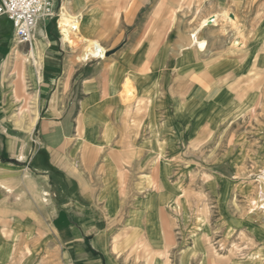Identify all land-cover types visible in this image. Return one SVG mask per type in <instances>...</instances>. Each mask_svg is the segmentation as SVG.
<instances>
[{
	"label": "crops",
	"instance_id": "crops-1",
	"mask_svg": "<svg viewBox=\"0 0 264 264\" xmlns=\"http://www.w3.org/2000/svg\"><path fill=\"white\" fill-rule=\"evenodd\" d=\"M174 5L178 10L180 5ZM242 5V0H205L196 16L205 19L223 11L239 15ZM171 6L160 0H55V16L37 21L29 51L33 64L25 68V78L22 70V83L11 79L12 72L19 70L10 49L13 29L0 17V264H126L113 251L122 252L138 244L140 234L142 251L153 254L148 264H165L157 254L166 257L171 250L160 235L158 223L154 227L150 180L144 175L133 181L127 191L128 203L123 204L119 169L113 164L118 165L126 144L134 138L122 131L123 123L147 124L145 136L133 146L147 162L155 149L150 124L162 126L166 114L174 116L187 103L184 97L172 107L165 89L173 66ZM61 11L71 19L78 16L79 21L74 19L80 22L82 34L100 39L107 50L127 32L128 37L103 59L86 62L82 56V62L80 53L67 46L72 44L71 36L69 41L63 39ZM103 11L106 14L101 15ZM101 16H105V29L98 24ZM57 17L58 32L52 26ZM206 28L208 31L204 28L198 39H206L220 53L226 52L220 30L215 38L209 34L215 28ZM104 30L106 38L102 37ZM177 40L181 72L186 69V63L182 65L185 69L180 65L184 57L193 59L205 51L191 46L190 34L187 38L179 34ZM91 41L105 49L95 39L83 40ZM32 47L35 52H31ZM258 49L247 53L249 57L255 55L256 65L259 57L264 63L260 46ZM249 64L246 61L237 69L243 71ZM228 67L226 63L222 70L228 71ZM127 83L143 103V120L135 114L126 116L123 89ZM211 101L216 107L220 104L216 99ZM26 102L28 110L22 109ZM170 138L169 133L157 136L164 155L176 154L179 149L174 146L176 150L171 153L166 145ZM173 140H179L177 135ZM149 202L150 208L139 205ZM121 233L125 238L116 246L112 238ZM220 251L217 249L215 259H204V264H219ZM177 263L181 264L179 258Z\"/></svg>",
	"mask_w": 264,
	"mask_h": 264
},
{
	"label": "rangeland",
	"instance_id": "rangeland-1",
	"mask_svg": "<svg viewBox=\"0 0 264 264\" xmlns=\"http://www.w3.org/2000/svg\"><path fill=\"white\" fill-rule=\"evenodd\" d=\"M97 1L104 3L107 0ZM160 1L173 4L168 12L173 66L165 84L166 93L171 98L172 107L184 97L187 103L174 116L166 114L162 126L150 124L155 149L154 156L147 162L140 151L133 149L145 136L147 124L143 121L123 123L122 131L134 136L124 145L118 165L113 164L119 169L117 177L121 179L123 204L128 203L127 191L133 187L130 184L147 175L144 178L150 180L148 184L153 189L148 195L154 197V227L158 223L160 235L171 250L166 257L156 253L165 264H178V258L181 264L189 258L192 261L187 264H204L202 242H206L212 252L222 249L219 264H227L226 261L232 258L230 264H264V63L261 64L262 58L259 57L256 65L255 55L247 56L248 50L258 49V46L264 55V0H242L239 15L226 11L230 18L234 14L235 21L227 18L223 19L224 23L217 21L218 26L209 34L217 38L220 30L227 51L220 53L207 43L204 53H196L193 59L184 57L180 65L186 63V69L182 67L185 70L181 72L176 57L178 35L187 38L204 20L196 15L205 0ZM174 4L180 5L178 10H174L177 7ZM100 14L104 15L106 11ZM104 17H99L102 21L98 24L105 29ZM74 18L79 21L78 16ZM57 20L52 21L56 32L59 30ZM204 31L199 32V39ZM103 34L102 37L106 38L105 30ZM128 34L125 33L119 43L107 50L100 39L83 35L79 22L77 33L71 36L72 44L67 46L79 52L81 60L86 51L84 39H95L105 47L107 54L112 49H119ZM155 46L157 48L159 44ZM10 49L15 53L12 62L19 69L12 72L11 79H20L21 82L22 70L25 78V68H31L33 64L30 46L18 44L13 33ZM246 61L250 64L245 70L237 69ZM226 63H229L228 71L222 70ZM182 86L185 87L184 94ZM212 99L218 100L222 110L211 104ZM126 105L127 118L135 114L137 119L143 120L141 101L132 97ZM22 109L28 110L27 102ZM162 133L170 134L166 145L171 153L176 150L174 146L179 147L176 154H163L157 141V136ZM176 135L179 140L174 141ZM139 205L150 208V202ZM202 234L207 236H202L201 242L199 237ZM113 238L115 245L121 244L125 234H116ZM141 239L140 234L136 242L141 245L133 243L122 252H113L126 264H148L153 254L150 256L149 252L142 251L144 241Z\"/></svg>",
	"mask_w": 264,
	"mask_h": 264
},
{
	"label": "bare ground",
	"instance_id": "bare-ground-1",
	"mask_svg": "<svg viewBox=\"0 0 264 264\" xmlns=\"http://www.w3.org/2000/svg\"><path fill=\"white\" fill-rule=\"evenodd\" d=\"M59 15H60V20L58 19L59 20V27H60L63 39L65 41H69L70 36H72V34H74V33H77V31L79 29V24L76 21V19H74V18L71 19L64 11H61ZM224 18L225 19L227 18L228 21H231V22L235 21L234 16H232V18H230V16L226 13V11H223L221 14L212 15L210 18H208V19L205 18L204 20H202V22H200L199 25L197 26V29L194 30L192 32V34H190L191 35V40H190L191 46L196 47L201 52H204L206 49L207 43L204 40L198 39V33L200 31H202L204 28L209 27L210 24H212L213 28H216L218 26L217 21L224 23V20H223ZM36 29H37V23L34 27L33 33ZM32 38H33V35H32ZM31 41H32V39H31ZM84 43H86V51L83 55L84 61L88 62L90 60H94V59H98V58H100V60H101L105 57V49L100 44H98L97 42H92V41L91 42H84ZM236 46H238V42H236ZM32 51H34L33 47L31 48V52ZM225 93L226 92H224V94ZM124 95H125L126 101L130 100V98L132 99V97H134V90L128 83L126 84V90H125ZM185 107H186V105H185ZM217 107H220L222 109V106L220 104H218ZM171 205L175 206V203L171 202ZM202 236L206 237L207 235L203 234L199 237L201 242H202V238H203ZM202 244L204 247V259H207V258L208 259L209 258L215 259L217 256L216 251H214V252L210 251V248H208L206 242H204V243L202 242Z\"/></svg>",
	"mask_w": 264,
	"mask_h": 264
},
{
	"label": "built area",
	"instance_id": "built-area-1",
	"mask_svg": "<svg viewBox=\"0 0 264 264\" xmlns=\"http://www.w3.org/2000/svg\"><path fill=\"white\" fill-rule=\"evenodd\" d=\"M54 1L0 0V17L11 23L13 33L19 44L30 46L37 21L39 19H51L55 16ZM57 18L59 19V17ZM96 60H100V58Z\"/></svg>",
	"mask_w": 264,
	"mask_h": 264
}]
</instances>
